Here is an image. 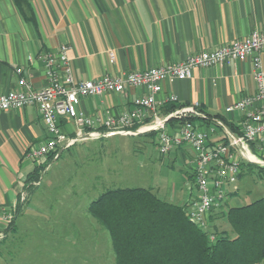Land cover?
I'll list each match as a JSON object with an SVG mask.
<instances>
[{
	"label": "crops",
	"instance_id": "1",
	"mask_svg": "<svg viewBox=\"0 0 264 264\" xmlns=\"http://www.w3.org/2000/svg\"><path fill=\"white\" fill-rule=\"evenodd\" d=\"M28 1L34 15L33 22L21 14L12 0H0V95L19 89L17 69L22 70V76L30 81L35 90L45 87L47 79L40 57L43 53L55 52L62 45L68 47L67 55L74 79L96 80L105 74L123 76L131 71L180 62L191 55L243 39L255 29H264V0ZM111 51L115 54L113 63L109 60ZM29 57L33 60L28 61ZM261 59L264 68V52ZM145 92L143 88H135L122 94L87 97L81 100L78 110L88 117L106 112L117 116L133 110L134 100ZM255 92L250 59L235 64L195 68L190 78L162 84V91L156 97L160 105L156 109L160 116H166L163 109L170 95L177 97L180 106L198 103L205 117L195 118L194 123L206 131L208 145L214 146L227 140L228 130L216 124L213 117L220 116L240 130L244 113H226L225 108ZM206 116L212 117L211 120ZM178 127L177 120L166 123L169 133L176 132ZM60 128L67 136H74L75 128L70 120L61 119ZM138 135L148 139L151 137L147 133ZM46 137L35 107L0 111V211L17 212L9 229H6L0 215V230L4 232L0 243V251L3 249L0 261L11 264L7 258L13 257L12 253L16 251L19 264H72L71 251L75 248L80 250L76 260L84 261V264H88L92 258L90 264H113L110 243V250L104 252H89V248L82 252L77 241L78 234L74 233L76 238H73L71 227L74 219L70 215L59 219L64 224L63 236L46 234L40 228L38 230L41 219L37 220L36 217L29 219L32 223L36 222L33 227L26 226V211L33 210L32 204H43L33 203L42 189L31 185L39 162L28 159L26 152ZM56 149L61 156L66 148L58 146ZM169 154L173 161L180 163L187 182L192 185L187 199L179 205H191L197 200L193 175L194 153L184 144ZM241 173L249 177L253 170L244 164ZM258 177L264 179V170ZM243 178L244 175L239 177L235 189L226 190L223 205H228L230 198L240 195L238 183ZM243 192L249 194L251 191L244 189ZM47 205L50 208L52 204ZM66 206L73 208V205ZM87 206L85 220H88ZM80 218L83 219V216ZM33 232L38 233L32 236ZM36 235L45 238L44 241L58 242L55 249L58 247L62 250L58 252L54 249L51 253L45 246L40 248L36 242L30 248H25L26 240L36 238ZM14 244L16 250L11 251ZM26 256L29 258L25 261Z\"/></svg>",
	"mask_w": 264,
	"mask_h": 264
},
{
	"label": "built area",
	"instance_id": "2",
	"mask_svg": "<svg viewBox=\"0 0 264 264\" xmlns=\"http://www.w3.org/2000/svg\"><path fill=\"white\" fill-rule=\"evenodd\" d=\"M67 50L68 47L62 45L55 52L41 55L47 79L45 87L35 90L30 81L22 76V70L17 69L19 89L0 95V111L35 107L39 112L47 137L27 150L28 159L40 160L56 151L58 146L69 148L78 141L114 135L134 136L155 132V142L162 155L185 144L194 153L193 175L197 190V200L189 205L188 215L194 224L204 230L208 228L211 211L223 205L226 190L236 188L242 164L264 167V68L261 59L264 29H255L243 39L191 55L180 62L131 71L123 76L105 74L96 80L74 79ZM114 59L115 54L109 52L110 62L113 63ZM248 59L251 61L256 92L225 108L226 113H244L239 135L231 133L221 120L213 118L216 124L228 130L227 140L209 146L206 131L194 123L195 118L204 116L198 103L179 106L166 116L158 114L156 107L160 103L156 97L162 91L164 82L190 78L195 68L235 64ZM32 60V57L28 58V61ZM135 88H143L146 92L134 100L133 110L117 116L106 112L95 117L85 116L78 110L84 98L122 94ZM177 102L176 96H168L167 103ZM61 119L71 121L75 128L73 137L63 133ZM169 119L179 122L176 132L167 131ZM251 146H254V150ZM0 215L5 225H9L13 212L2 209ZM3 237L4 232L0 230V241Z\"/></svg>",
	"mask_w": 264,
	"mask_h": 264
},
{
	"label": "rangeland",
	"instance_id": "3",
	"mask_svg": "<svg viewBox=\"0 0 264 264\" xmlns=\"http://www.w3.org/2000/svg\"><path fill=\"white\" fill-rule=\"evenodd\" d=\"M149 138L142 135H114L100 137L99 140L87 139L66 148L59 156L60 158L55 155L54 158L44 157L37 160L38 167L41 168L37 171V181L31 180V183L34 187H41L42 191L33 203L42 202L43 204L42 206L32 204L33 210L26 211L24 219L26 226L33 227L36 222L32 223L29 219L36 217L37 220L41 219L40 223L38 222V230L40 228L46 234L63 236L65 234L64 224L59 219L71 216L74 219L71 227L73 238L76 236L74 233H77L79 237L77 241L81 245L82 252L88 251L87 248L89 252L91 250L104 252L109 249L108 233L88 213H86L88 220H85L84 214L87 204L89 205L91 200L107 188L151 189L162 200L182 204V201L187 199L189 187L192 186L191 182H187L180 163L173 161L170 154H160L155 137ZM246 175L238 183L240 195L230 198L228 206H242L264 196V179L258 177V170L254 168L249 177ZM244 189H250L251 192L246 194L243 192ZM47 203L52 204L50 208H47L49 206ZM66 205H73V208H67ZM16 213V211L13 212V218L6 229H9L14 222ZM81 216L83 219L80 218ZM34 233L38 232H33L32 236ZM39 237L36 235V238L27 239L28 241L25 239V248H30L36 242L35 244L40 248L45 246L51 253L54 252L58 242L44 241L45 238ZM12 250H16L15 244ZM61 250L58 247L55 249L58 252ZM2 251L3 249L0 251V257L3 254ZM78 251L80 250L75 248L71 251L72 264H84V261L81 262L75 258ZM12 254L13 257H8L7 261H11V264H19L18 259L20 258L17 257L16 251ZM41 254L43 255L42 252ZM28 258L26 256L25 261ZM92 260L93 258L87 263L90 264ZM0 264L8 263L0 261Z\"/></svg>",
	"mask_w": 264,
	"mask_h": 264
},
{
	"label": "trees",
	"instance_id": "4",
	"mask_svg": "<svg viewBox=\"0 0 264 264\" xmlns=\"http://www.w3.org/2000/svg\"><path fill=\"white\" fill-rule=\"evenodd\" d=\"M12 1L24 17L34 21L28 0ZM179 106L166 103L163 111L168 114ZM213 118L240 134L220 116ZM147 134L155 136V132ZM58 154L56 150L46 157ZM244 164L258 174L264 170ZM40 168L31 180L37 181ZM188 207L162 200L151 189L113 187L90 201L87 213L108 233L113 264H264V196L242 206L213 209L207 230L190 220Z\"/></svg>",
	"mask_w": 264,
	"mask_h": 264
}]
</instances>
